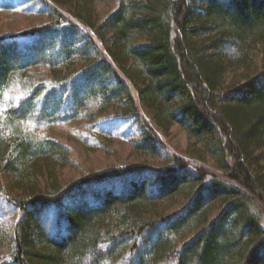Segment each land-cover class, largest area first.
Here are the masks:
<instances>
[{
  "label": "trees",
  "instance_id": "1",
  "mask_svg": "<svg viewBox=\"0 0 264 264\" xmlns=\"http://www.w3.org/2000/svg\"><path fill=\"white\" fill-rule=\"evenodd\" d=\"M95 1L0 0L48 19L0 35V264H264V0H118L103 18ZM104 112L152 155L150 121L179 125L189 156L56 183L69 148L37 131Z\"/></svg>",
  "mask_w": 264,
  "mask_h": 264
},
{
  "label": "rangeland",
  "instance_id": "2",
  "mask_svg": "<svg viewBox=\"0 0 264 264\" xmlns=\"http://www.w3.org/2000/svg\"><path fill=\"white\" fill-rule=\"evenodd\" d=\"M118 0H96L95 10L98 17L103 18L117 8ZM47 17L39 7L33 6L24 12H18L11 5L0 8V35L19 33L30 27L47 22ZM137 44L146 42L144 37H137ZM89 108H94L90 103ZM149 115L147 111L144 114ZM97 125L90 131L83 121L78 123H61V120H53L44 129L37 133L52 136L67 145L73 162L66 166L58 167L56 183H71L75 179L89 173L102 171L112 167L126 164H154L164 165L169 155L189 156L187 148L193 142L189 134L179 125L174 124L170 129L164 131L154 127L162 141L163 150L158 155H152L133 147L136 137V123L128 117L114 115V112H104ZM27 127L29 120L20 122ZM79 132H86L89 135L87 141ZM88 142V144H87ZM212 170H215L214 161L210 157L203 156L202 163ZM91 199H85L89 206ZM95 205V204H91ZM264 223V220H263ZM9 232V231H7Z\"/></svg>",
  "mask_w": 264,
  "mask_h": 264
}]
</instances>
